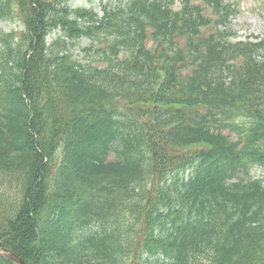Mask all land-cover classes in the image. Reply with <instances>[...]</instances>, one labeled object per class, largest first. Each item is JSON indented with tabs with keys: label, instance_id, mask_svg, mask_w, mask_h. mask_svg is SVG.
I'll return each mask as SVG.
<instances>
[{
	"label": "trees",
	"instance_id": "trees-1",
	"mask_svg": "<svg viewBox=\"0 0 264 264\" xmlns=\"http://www.w3.org/2000/svg\"><path fill=\"white\" fill-rule=\"evenodd\" d=\"M98 1L0 0V247L264 264V40L228 41L227 0Z\"/></svg>",
	"mask_w": 264,
	"mask_h": 264
},
{
	"label": "rangeland",
	"instance_id": "rangeland-1",
	"mask_svg": "<svg viewBox=\"0 0 264 264\" xmlns=\"http://www.w3.org/2000/svg\"><path fill=\"white\" fill-rule=\"evenodd\" d=\"M227 1L232 3L236 7L237 15L232 19L231 29L238 35L240 39H245L249 36L264 35V0ZM72 3L74 5L95 6L98 11H100L101 6L98 0H96L94 3H90L87 0H74ZM181 5L182 3L180 0H176L174 3L175 8H180ZM16 25L17 22L15 20L1 22L0 28L6 32H9L11 30L17 29ZM89 44V40L83 39L79 45L81 47H84ZM74 55L80 58V62H85V57L83 53H80V50L78 48L75 49ZM252 172L255 177H264V166H255Z\"/></svg>",
	"mask_w": 264,
	"mask_h": 264
},
{
	"label": "water",
	"instance_id": "water-1",
	"mask_svg": "<svg viewBox=\"0 0 264 264\" xmlns=\"http://www.w3.org/2000/svg\"><path fill=\"white\" fill-rule=\"evenodd\" d=\"M0 256L4 259L11 261L15 264H27L23 258H21L19 255L12 251L5 250L3 248H0Z\"/></svg>",
	"mask_w": 264,
	"mask_h": 264
}]
</instances>
